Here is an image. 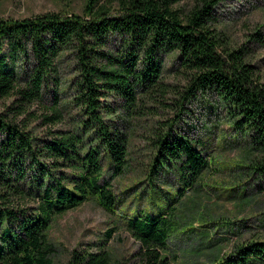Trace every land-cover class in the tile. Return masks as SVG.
Wrapping results in <instances>:
<instances>
[{
    "label": "trees",
    "instance_id": "obj_1",
    "mask_svg": "<svg viewBox=\"0 0 264 264\" xmlns=\"http://www.w3.org/2000/svg\"><path fill=\"white\" fill-rule=\"evenodd\" d=\"M181 1L86 0L82 15L0 19V102L10 101L0 111V264H53L48 232L58 217L91 200L110 213L120 208L111 182L131 169V127L167 93L163 76L174 71L187 84L178 94L177 119L199 102L206 117L223 125L213 126L210 144L236 156L213 160L174 120L157 128L146 143L143 177L124 191L148 202L143 211L127 208L124 225L139 244L135 256L142 264H171L169 244L183 239L189 252L212 264H264V239L237 242L224 254L214 250L208 226L241 239L245 222L200 217L198 229L178 211L202 187L217 189L208 183L212 165L229 178L220 189L241 204L264 180L263 60L249 47L264 49V35L256 30L231 48L224 18L240 11L229 8L224 13L235 12L225 17L218 14L224 0H191L184 12L176 7ZM66 56L75 63L68 100L62 105L52 91L50 115H36L32 108L42 104L47 86L59 87L57 64ZM68 108L76 111L72 128L38 134L34 122L61 123ZM105 241L95 251L74 250L68 264H110Z\"/></svg>",
    "mask_w": 264,
    "mask_h": 264
},
{
    "label": "rangeland",
    "instance_id": "obj_2",
    "mask_svg": "<svg viewBox=\"0 0 264 264\" xmlns=\"http://www.w3.org/2000/svg\"><path fill=\"white\" fill-rule=\"evenodd\" d=\"M190 1L182 0L176 7L185 12L190 7ZM85 3L86 0H0V19L20 20L46 13L82 15ZM232 7L241 13L234 19L224 18L227 19L224 22L227 28L226 37L228 39L226 41L231 48H238L246 44L248 37L252 36L256 30L264 35V0H224L218 8V14L225 17L230 16L235 10L229 13H224V11ZM116 44L117 40H113L112 47ZM260 46L252 43L249 47L252 50H257V59L263 60L260 66L264 76V49ZM171 62L167 60L166 66L171 67ZM74 65L75 63L70 56H66L57 64L60 85L55 87L51 83L47 86L48 89L42 104L38 107L34 105L32 108L36 111V115H50L49 109L53 103L52 91L59 94L62 105L66 103L70 92L68 88H73ZM163 79L168 85L165 88L167 93L161 94L158 101L147 104L146 108L141 111V117L131 127L129 142L131 169L121 178L111 182L117 199L121 201L120 208H117L114 213H110L105 211L97 201L91 200L58 217L48 232V238L56 249L53 264H68L70 254L74 250L90 249L95 251L101 249L100 247L103 246L105 240L104 248L109 254L110 264H142L139 258L135 256L139 244L124 225V221L131 216L127 212L128 207L132 209L138 207L139 210L143 211L148 207V202L144 199L138 203L135 199V193L124 194V191L133 186L136 180L143 177L142 171L147 164L146 143L149 142V137L152 136L153 132L159 127H164L166 122L174 120L178 128L183 129L181 132L186 133L199 145L208 147L209 149L205 150L204 154L210 155L213 160L226 161L235 158V153L221 151L219 143L212 141L210 144L212 135L216 131L213 126L221 128L223 125H218L213 116L206 117L207 112L202 111L199 102L187 105L189 112L186 113V116L181 117L184 121L177 119L178 94L186 88V81L183 77L178 76L176 71L171 74H164ZM5 103L9 104L10 101H1L0 111L4 108ZM75 114V110L68 108V110H64L61 123L41 125L40 121L34 122V124L36 126L40 124L37 132L41 135L46 134L48 130L66 131L75 125L77 119L71 117ZM219 168L222 167L212 165L207 174L208 183L217 189L202 187L196 196L188 195L182 201L183 207L181 204L178 206V211L183 210L182 219L195 222L193 226L198 229H202L198 226L200 217L220 223L228 220L237 223L245 222L244 225L247 226V229L243 232L241 239L236 235H231L229 230L222 227H218L216 230L209 226L206 228L210 230L209 236L213 244H216L214 250L224 254L230 252L237 242L240 243L251 238L264 239V180L259 182V186H256L255 190H249L250 202L241 204L234 197V192L220 189L226 187L221 183L229 181V178L226 177L227 173H216L213 170ZM108 231L111 232L110 238L107 239ZM224 236L226 240L220 241L221 237ZM190 247L191 244L183 241V239L172 240L169 244V255L174 256L175 259L170 257L171 264H212L204 255L189 252ZM210 251L208 249L206 252Z\"/></svg>",
    "mask_w": 264,
    "mask_h": 264
}]
</instances>
